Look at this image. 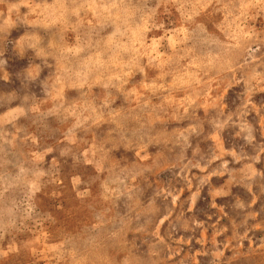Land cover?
I'll use <instances>...</instances> for the list:
<instances>
[{
    "label": "rangeland",
    "instance_id": "1",
    "mask_svg": "<svg viewBox=\"0 0 264 264\" xmlns=\"http://www.w3.org/2000/svg\"><path fill=\"white\" fill-rule=\"evenodd\" d=\"M0 264H264V0H0Z\"/></svg>",
    "mask_w": 264,
    "mask_h": 264
}]
</instances>
